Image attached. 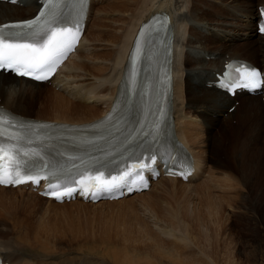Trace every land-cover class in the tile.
I'll return each instance as SVG.
<instances>
[{"label":"bare ground","instance_id":"6f19581e","mask_svg":"<svg viewBox=\"0 0 264 264\" xmlns=\"http://www.w3.org/2000/svg\"><path fill=\"white\" fill-rule=\"evenodd\" d=\"M100 1L90 0L89 12L78 47L66 58L49 81L37 83L0 72V104L22 116L66 122L73 125H80L99 118L115 99L122 110H131L133 102L128 100L127 88L121 87L117 92L125 68L128 49L140 23L153 11L165 10L174 22L175 52L173 58V120L172 126H168L164 133L165 135L167 132L176 135L193 153L195 171L187 181H182L179 178L159 177L152 182L148 191L134 193L117 200H98L93 203L74 199L56 204L50 199L38 196L33 190L24 186L14 188L0 186V195L9 192L21 194L19 201L14 203L11 211H5L6 214L4 213V203L0 199V253L6 264H18L15 258L25 255L24 249L21 248L24 245L23 242L33 241L43 246L45 245L43 240L49 241L54 236L46 233L47 226L41 222H34V229L28 227L26 232L24 230L18 231V228H15V226L22 224L24 219H15L14 222L12 221L13 227H7L10 222L6 221V217L17 218L23 215L28 217L27 220L33 222L34 216L29 212L28 198L33 197L46 202L48 205H56V207L66 204L97 207L101 204L114 205V203L131 201L134 197L135 199L137 197L149 198L148 194L160 182H176L180 183L181 186L183 185L182 187H189L192 181L198 180L203 176L202 174H205V162L196 150L195 144L208 142L211 146L218 147L223 137H233V135L236 137L241 133V127H232L227 120L221 119L224 114L230 121L232 119L238 120L240 126L247 121L250 125L252 123L255 126L253 130L254 136H256L255 140L259 133L264 112L261 97L241 93L231 98L225 92L209 86L208 82L213 79L214 72L222 69L225 60L231 58L250 61L264 71V35H258L255 31L257 7L264 4V0H249L248 2L247 0H228L227 3L224 2L223 4V0L217 2L216 5L223 6L226 12L213 8L215 6L213 3L217 0H128L132 8L128 9L127 13H132V15L125 14L117 19L118 23L112 29L109 36L111 41L108 45L101 43V35H95L94 39L87 40L89 31L103 28L105 20L101 16L105 13L102 10L93 12V17H91L92 5ZM98 6L100 4L96 7L98 8ZM121 6L127 7V3ZM36 8L35 0H20L18 4L0 2V23L28 18ZM209 9L213 10L212 15L208 14ZM90 18L95 21L88 25L91 21ZM95 50L103 53L95 56ZM80 54H83L84 57H79ZM148 74L150 82H153L155 76L152 72H148ZM44 84H48L52 88L51 92L55 97L54 102L48 103V99H45L46 93L43 88L47 86ZM36 105L52 108V114L48 116L32 115L31 110ZM230 106H234L232 112H228ZM79 112L84 114L79 115ZM243 126L245 127V124ZM218 128H220L219 134L214 136L215 132L211 131ZM226 142L228 143V140L224 141V143ZM227 157L230 159L229 156ZM228 161L227 163H229ZM9 213L12 215L5 216ZM62 234L71 245L76 242L80 243L75 253L91 258L86 259L87 261L83 262L85 264H154L148 259H139L124 249H109L103 256L99 257L92 254L90 252L92 241L106 244L113 240L107 232H103L100 236H85L80 230L75 233L63 231ZM158 234L168 235L162 229L160 232L158 231ZM41 238H43L42 241ZM155 243L160 247L161 241L155 239ZM48 255L45 254L41 258L51 257V259L56 260L41 259L40 264H56L57 259H63L62 262L65 264L70 263V258L62 257L66 254L49 253ZM72 257L75 258L73 254ZM76 262L80 264L81 259L76 260ZM157 264H170V262L161 255Z\"/></svg>","mask_w":264,"mask_h":264},{"label":"rangeland","instance_id":"374dc122","mask_svg":"<svg viewBox=\"0 0 264 264\" xmlns=\"http://www.w3.org/2000/svg\"><path fill=\"white\" fill-rule=\"evenodd\" d=\"M219 1L213 3V8L226 12L223 6L216 5ZM224 2L227 3L228 0H223L222 4ZM98 3L100 6L97 8ZM125 3L127 7H122ZM130 8L132 5L128 0H101L94 3L91 17L93 12L102 10L105 16L101 17L105 21L103 28L89 31L87 40L101 35V43L108 45L112 29L118 23L117 19L125 14L131 16L132 13H127ZM207 12L213 14L212 9ZM90 20L88 25L95 21H92V18ZM101 53L103 52L97 50L94 52L95 56ZM79 57L84 55L80 54ZM44 86H47L43 88L45 99H48V103L54 102L52 88L48 84ZM43 108L36 105L31 114H52V108ZM233 109L234 106H230L228 112ZM225 115L221 119L227 120L232 127H241V133L236 137H223L218 147L211 146L208 142L195 144L205 162V174L192 181L189 187H182L183 185L176 182H160L148 194L149 198L134 197L131 201L114 205L101 204L102 206L97 207L75 204L56 207L33 197H25L29 199V212L34 216L33 222L23 215L17 218L6 217V221L10 222L7 227L12 228L15 219H24L25 221L15 228L26 232L28 227L34 229V222H41L47 226L46 233L54 236L49 241L41 238L45 243L43 246L33 241L23 242L21 248L24 249L25 255L16 257L15 261L18 264H40L41 259L56 260L51 257L41 258L45 254L55 253L66 254L62 257L70 258L69 264H78L76 260L80 259V264H85L83 262L91 258L75 253L80 243L72 241L76 243L71 245L62 234L63 231L75 233L80 230L85 236H100L107 232L113 238L106 244L92 241L90 252L97 257L103 256L109 249H124L131 255L142 260L148 259L154 264L158 263L161 255L169 260L170 264H264V112L256 140L253 131L255 126L252 123L251 126L247 121L244 123L245 127L244 124L240 126L238 120L230 121ZM206 128L208 129V126ZM219 130L220 128L211 132H215L216 136ZM227 140L228 143H224ZM202 178L204 179L201 180ZM20 195L15 192L0 195L5 214L6 210L11 211L14 203L19 201ZM11 215L12 213H9L5 216ZM159 226L168 235H159ZM55 227L57 228L54 229ZM155 239L161 241L160 247L155 243ZM62 260L57 259V262H54L65 264Z\"/></svg>","mask_w":264,"mask_h":264},{"label":"snow or ice","instance_id":"6c2138e0","mask_svg":"<svg viewBox=\"0 0 264 264\" xmlns=\"http://www.w3.org/2000/svg\"><path fill=\"white\" fill-rule=\"evenodd\" d=\"M12 2H16V0H12ZM43 3L48 5L49 0H43ZM45 15L46 13L42 9L32 21H26L19 25H0V70H11L20 76L35 74V79L46 78L41 74L55 71L58 61L72 49L76 39L75 31L78 29H73L69 24H62L59 19L62 13L57 14L51 10L47 13L48 18L38 23ZM250 75L256 76L258 73L253 71ZM242 86L255 88L258 85L250 79ZM3 123V116L0 114V125ZM11 127L22 126L12 124ZM27 156L28 153L26 151L22 153L19 145L13 144L6 148L3 139H0V183L20 184L31 180L33 183L39 184L40 179L45 178L49 180L45 194L54 195L57 199L71 195L73 191L77 190L75 182H73V187L64 188L62 192L57 193L55 188L59 185V178L54 180L52 176L48 175L50 164L42 157L35 161L23 158ZM69 159L73 158L69 157ZM5 160L8 162L7 165L4 163ZM73 167L77 166L73 165ZM95 179L99 181L100 176ZM94 187H96V191L92 193L93 197L102 189H109L111 185L102 182ZM84 191L86 192L87 189Z\"/></svg>","mask_w":264,"mask_h":264}]
</instances>
